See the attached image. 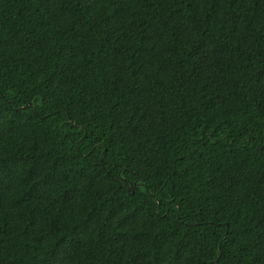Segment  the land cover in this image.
Wrapping results in <instances>:
<instances>
[{"label":"trees","instance_id":"obj_1","mask_svg":"<svg viewBox=\"0 0 264 264\" xmlns=\"http://www.w3.org/2000/svg\"><path fill=\"white\" fill-rule=\"evenodd\" d=\"M0 264H264V0H0Z\"/></svg>","mask_w":264,"mask_h":264}]
</instances>
